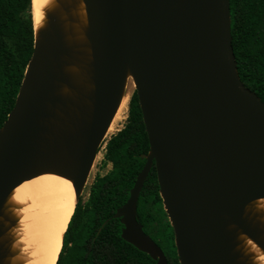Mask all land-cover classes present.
<instances>
[{"label":"water","instance_id":"1","mask_svg":"<svg viewBox=\"0 0 264 264\" xmlns=\"http://www.w3.org/2000/svg\"><path fill=\"white\" fill-rule=\"evenodd\" d=\"M231 41L229 0H54L0 128V264L11 192L54 174L78 201L129 79L149 151L113 215L122 238L167 264L137 220L155 165L179 264H252L244 238L264 252V103L241 81Z\"/></svg>","mask_w":264,"mask_h":264},{"label":"trees","instance_id":"2","mask_svg":"<svg viewBox=\"0 0 264 264\" xmlns=\"http://www.w3.org/2000/svg\"><path fill=\"white\" fill-rule=\"evenodd\" d=\"M31 0H0V128L12 110L34 45ZM232 48L241 81L264 103V0H229ZM13 42L15 49L10 46ZM149 151V140L136 91L125 125L107 141L105 159L112 165L91 187L87 208L77 201L63 237L56 264H154L150 256L122 236L123 224L113 215L129 198ZM157 208V234L150 231ZM137 216L144 230L162 248L168 264H179L169 224L159 194L153 165L142 186ZM107 222L104 224V222Z\"/></svg>","mask_w":264,"mask_h":264},{"label":"bare ground","instance_id":"3","mask_svg":"<svg viewBox=\"0 0 264 264\" xmlns=\"http://www.w3.org/2000/svg\"><path fill=\"white\" fill-rule=\"evenodd\" d=\"M31 1H32L31 4H32L34 27L37 29L42 24L44 11L54 3V0H31ZM130 92L131 91L129 90L128 82H127L125 95L108 128L106 135H108L111 132V130L114 127V124L116 122H119L121 119H123L122 116L127 113L129 107V101L131 97ZM41 177H52L58 179L41 180ZM63 180H67L68 183L71 184L72 187L70 192L67 190V186L61 183ZM32 181H36L37 183L33 185L31 184ZM23 184H30V187L33 190L45 188L52 192L51 196L45 199L37 200L33 210L32 226H33L34 234L36 235L38 240L41 241L46 240L49 242V247H54L56 233L60 224L66 220V230H67L68 224L71 220L72 214L77 204L73 184L70 180L54 174H44L37 176L30 180L24 181L17 187H20ZM15 189L11 192L8 201L11 195L14 193ZM256 203H257V208L264 211V198L257 200ZM16 223H17V218H16ZM66 230L61 234L60 237V247L56 257V262L58 260V256L63 246V237ZM244 247L246 252L250 254V259L252 261V264H264V252L251 239L244 238Z\"/></svg>","mask_w":264,"mask_h":264},{"label":"clouds","instance_id":"4","mask_svg":"<svg viewBox=\"0 0 264 264\" xmlns=\"http://www.w3.org/2000/svg\"><path fill=\"white\" fill-rule=\"evenodd\" d=\"M51 179L55 178L41 177V180ZM36 183V181L31 182L33 185ZM64 185L70 192L71 188L67 184ZM51 195L50 190L45 188L33 190L30 184L17 187L11 195L8 201V211L17 218V223L11 226L8 231L11 253L8 264H56L60 237L66 230V220L60 224L57 230L54 247H49V242L46 240H38L32 226L33 210L37 200L45 199Z\"/></svg>","mask_w":264,"mask_h":264},{"label":"rangeland","instance_id":"5","mask_svg":"<svg viewBox=\"0 0 264 264\" xmlns=\"http://www.w3.org/2000/svg\"><path fill=\"white\" fill-rule=\"evenodd\" d=\"M10 46L13 50L15 49V45L13 42H10ZM128 87H129V90L131 91L130 93L132 96V94L135 90H134V86H133V81L131 79L128 81ZM128 109H129V107H128ZM122 117H123V119H121L119 122H116L114 124V127L111 130V132L108 135H106L104 142L102 143V145L98 151V154H97L96 159L94 161L91 173H90L88 180H87V182L83 188V191L80 195V206L83 210L85 208H87V204L89 202L90 193H91V187L94 184L96 177L106 175L112 168L111 163L106 161V159H105L106 144H107V141L111 138V136L116 134L125 125L127 117H128V111ZM162 206H163V204H162ZM156 209L157 208L149 207L150 212H152L153 216H154L153 217L154 222L150 228V231L153 232L154 234H157V228L159 227L158 226L159 220H161V219L163 220L162 215L159 214L160 211L156 210ZM164 212H165V210H164Z\"/></svg>","mask_w":264,"mask_h":264},{"label":"flooded vegetation","instance_id":"6","mask_svg":"<svg viewBox=\"0 0 264 264\" xmlns=\"http://www.w3.org/2000/svg\"><path fill=\"white\" fill-rule=\"evenodd\" d=\"M166 216H167V214H166ZM167 219H168V216H167ZM137 220H138V216H137ZM139 221V220H138ZM168 221H169V219H168ZM140 222V221H139ZM141 223V222H140ZM142 224V223H141ZM169 224H170V222H169ZM171 226V225H170ZM142 227H143V225H142ZM172 227V226H171ZM143 231L147 234V235H149L153 240H154V238L149 234V233H147L145 230H144V227H143ZM173 235H174V232H173ZM173 239H174V237H173ZM154 242L156 243V241L154 240ZM157 244V243H156ZM158 245V244H157ZM159 246V245H158ZM174 246H175V243H174ZM160 247V246H159ZM161 248V247H160ZM176 248V247H175ZM161 250H162V248H161ZM162 252H163V250H162ZM164 253V252H163ZM176 254H177V252H176ZM164 256H165V254H164ZM166 258V257H165ZM178 258V257H177ZM152 259V258H151ZM153 260V259H152ZM155 263L154 264H156V261L155 260H153ZM166 261H167V258H166ZM179 262V261H178ZM167 264H168V261H167Z\"/></svg>","mask_w":264,"mask_h":264},{"label":"snow or ice","instance_id":"7","mask_svg":"<svg viewBox=\"0 0 264 264\" xmlns=\"http://www.w3.org/2000/svg\"><path fill=\"white\" fill-rule=\"evenodd\" d=\"M55 179H58V178H55ZM62 182H63L64 184H67L70 188L72 187L71 184H69L67 180H63Z\"/></svg>","mask_w":264,"mask_h":264}]
</instances>
